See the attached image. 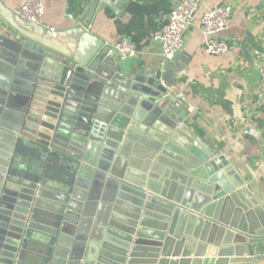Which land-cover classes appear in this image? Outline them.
<instances>
[{
	"label": "water",
	"instance_id": "obj_1",
	"mask_svg": "<svg viewBox=\"0 0 264 264\" xmlns=\"http://www.w3.org/2000/svg\"><path fill=\"white\" fill-rule=\"evenodd\" d=\"M88 1L56 30L0 0L18 38L0 79V264H261L264 210L168 95L180 69L127 76L90 30L127 0Z\"/></svg>",
	"mask_w": 264,
	"mask_h": 264
},
{
	"label": "crops",
	"instance_id": "obj_2",
	"mask_svg": "<svg viewBox=\"0 0 264 264\" xmlns=\"http://www.w3.org/2000/svg\"><path fill=\"white\" fill-rule=\"evenodd\" d=\"M1 1L18 11L27 0ZM43 2L44 25L56 30L74 26L73 19L81 20L89 5L88 0ZM174 3L175 0H127L119 15L110 8L96 13L90 30L111 45L120 40L134 43L138 54L119 59L121 71L127 76L144 70L154 73L161 68V48L153 33L167 23ZM226 4L234 9L232 21L222 33L230 50L220 55L205 52V37L198 17L183 52L173 64L172 69L180 71L174 70L176 77L165 80L171 81L176 96L181 95L180 100L174 96L173 99L187 113L198 136L216 154L228 157L264 210V95L257 94L263 57L254 52L264 49V0H207L203 10ZM16 40L14 31L1 22L0 79L3 81L13 71L16 53L12 41ZM16 73L25 75L18 65ZM97 188L89 192L91 201L85 208V229L91 226L101 201ZM252 242L263 264L264 237Z\"/></svg>",
	"mask_w": 264,
	"mask_h": 264
},
{
	"label": "built area",
	"instance_id": "obj_3",
	"mask_svg": "<svg viewBox=\"0 0 264 264\" xmlns=\"http://www.w3.org/2000/svg\"><path fill=\"white\" fill-rule=\"evenodd\" d=\"M207 0H175L169 19L162 28L153 33V38L159 42L161 52V68L163 72L171 70L179 55L183 52L186 40L194 21L200 17V27L205 37L204 50L208 55H220L230 50V44L222 36L223 31L232 21L234 9L231 5H217L205 10ZM203 10V11H202ZM17 13L25 20L44 25L45 6L43 0H27ZM118 51L119 59L134 57L138 54L134 43L120 40L113 44ZM255 54L263 57L260 67L261 80L257 94L264 95V49H256ZM173 86V84H172ZM172 86L168 95L180 100L181 95H175ZM258 244V242H255Z\"/></svg>",
	"mask_w": 264,
	"mask_h": 264
},
{
	"label": "trees",
	"instance_id": "obj_4",
	"mask_svg": "<svg viewBox=\"0 0 264 264\" xmlns=\"http://www.w3.org/2000/svg\"><path fill=\"white\" fill-rule=\"evenodd\" d=\"M79 252H80V250H77V252H76V254H75V258H76L75 260H76V261H74V262H77V261H78V253H79ZM76 256H77V257H76ZM74 262H73L72 264H75Z\"/></svg>",
	"mask_w": 264,
	"mask_h": 264
}]
</instances>
